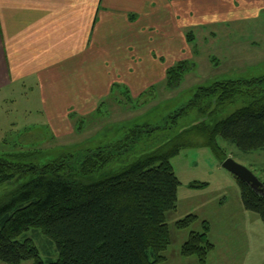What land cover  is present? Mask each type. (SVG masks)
Instances as JSON below:
<instances>
[{
  "label": "trees",
  "instance_id": "obj_1",
  "mask_svg": "<svg viewBox=\"0 0 264 264\" xmlns=\"http://www.w3.org/2000/svg\"><path fill=\"white\" fill-rule=\"evenodd\" d=\"M186 39L192 43L195 38L190 33ZM195 66L191 58L170 67L167 88L180 87ZM237 103L242 107L207 125L218 110ZM127 129L122 128L126 131L119 139L75 149L43 165L23 163L19 155H0V187L21 183L0 202V264L165 262L171 245L167 214L177 209L181 185L171 159L190 146H206L222 158L219 138L243 152L264 151V76L198 87L166 125ZM171 133L174 136L160 145ZM237 181L244 208L264 223V196ZM197 220L190 214L176 227L187 230ZM203 226V233L191 232L181 254L207 264L215 245L209 239V223ZM31 230H41L56 245L59 261L45 263L32 240H21Z\"/></svg>",
  "mask_w": 264,
  "mask_h": 264
},
{
  "label": "rangeland",
  "instance_id": "obj_2",
  "mask_svg": "<svg viewBox=\"0 0 264 264\" xmlns=\"http://www.w3.org/2000/svg\"><path fill=\"white\" fill-rule=\"evenodd\" d=\"M230 2L232 4L201 5L198 12L196 10L198 15L194 14L193 21L184 22L185 26L181 29L186 42L184 52L178 58H192L196 66L177 89L169 90L164 79L153 86L145 87L144 84L152 78L139 83L140 80L136 77L137 88L145 87L144 95L137 97L121 79L127 62H136L135 64L138 65L142 54L136 53L137 56L131 53L121 54L123 58L118 61V55L103 52L102 56L98 55L89 62V85L96 79L91 74L98 72L100 77L101 71L104 89L108 86L109 78L118 75L120 81L113 83L109 94L105 95L103 101L98 102L99 107L97 105L95 109L88 112L86 109L85 114H80L74 106L71 107L68 116L63 118L66 124L72 126V131L69 133L61 134L65 129L64 126L67 127V125L62 126L64 122L61 125L60 116L55 118L52 115L55 124L51 123L38 87L27 84L23 85L24 87L20 86L19 94L15 95L17 99L14 98L8 103L0 98V155H19L23 163L43 165L75 149L98 146L119 139L126 131L122 130L123 127L134 129L137 126L166 125L170 116L189 104L198 87H209L216 82L228 80H250L263 77L264 0L252 2L230 0ZM101 9L105 10L103 7ZM207 12H210L209 16L203 14ZM205 15L206 18L203 20L201 17ZM118 17L122 19L120 21L128 23L124 20L127 18L125 15L105 14L100 24L102 26L108 23L110 27V20L117 22L119 20L114 19ZM198 17L201 19H197ZM139 19L140 16L130 21L136 23ZM107 28L106 26L103 30ZM153 29L154 31H145L146 34L168 35L167 41L171 42L169 37L175 32L173 27L164 28L162 32L160 27ZM190 33L195 38L192 43H188L186 39ZM163 36L158 40L163 41ZM91 38L96 42L95 37L91 35H89V42ZM123 42L120 43L122 47L115 45L109 48L112 50L119 46L124 49ZM178 42L179 49L180 41ZM96 43L99 47H103V51L108 50V47L104 48L103 41ZM151 48L158 50L153 53L156 56L164 49H170L169 47L159 49L153 46ZM143 49L146 50L145 47ZM173 57L170 54L167 55L168 59ZM113 59L116 61L111 62ZM151 69L150 66V71ZM84 80L85 75H83ZM104 92L107 93L108 90ZM240 107L242 105L237 103L218 110L213 117L207 119V125L214 126ZM187 123H189L188 120H182V124ZM55 129L61 132L56 133ZM173 136L174 133L168 135V139L160 145L167 143ZM201 139L197 138V141L202 143ZM218 144L224 155L222 158L206 146H190L183 147L180 153L171 159L181 185L178 190L177 209L167 214L171 245L164 253L168 260L161 264H200L198 257H185L181 254V249L191 231L200 233L205 231L204 222L209 223V239L215 245L208 256L207 264H264V223L258 214L244 208L237 178L222 165L224 159L232 158L264 183V151L243 152L236 145L221 138L218 139ZM143 146L142 143L140 147ZM132 160L133 158L129 159V162ZM194 183L203 184V186L192 187ZM20 186L21 183H14L0 187V202ZM190 214L198 217L197 222L188 230H179L176 223ZM25 239L34 242L45 263L59 261L60 255L56 245L43 235L41 230L27 232L21 238L22 241Z\"/></svg>",
  "mask_w": 264,
  "mask_h": 264
},
{
  "label": "crops",
  "instance_id": "obj_3",
  "mask_svg": "<svg viewBox=\"0 0 264 264\" xmlns=\"http://www.w3.org/2000/svg\"><path fill=\"white\" fill-rule=\"evenodd\" d=\"M224 4L232 3L230 0H0V98L8 103L17 99L15 95L19 94L20 86H36L51 123L55 124L52 115L55 118L60 116L62 125L72 106L80 114H85L86 109L87 112L95 109L98 102L109 94L113 83L120 81L118 75L109 78L104 89L101 71L100 77L98 72L91 74L96 79L89 85V62L98 55L102 56L103 52L118 55V61L123 58L121 54H142L138 65L127 62L121 79L135 96H141L146 86L166 80L167 70L184 60L183 57L178 58L183 54L186 42L181 29L184 22H192L201 5ZM105 14L125 15L128 19L124 20L130 23L122 22L118 17L114 19L119 20L117 22L110 20V27L108 23L101 26L100 21ZM203 14L209 16L210 12ZM139 16V22L130 21ZM201 18L205 20L206 15ZM106 26L108 28L103 30ZM156 27H160L161 32L164 28L173 27L175 32L169 37L171 42L167 41L168 35L146 34ZM89 35L95 37L96 42L103 41L104 48L108 47V50L103 51V47H99L92 38L89 42ZM161 36L163 41L158 40ZM121 42L124 49L120 48ZM115 45L120 47L109 48ZM152 46L170 49H164V53L159 52L156 56L153 53L158 50ZM168 54L174 56L173 59H168ZM136 77L139 83L152 79L144 84L145 87L137 88ZM62 126L65 129L61 134L72 131V126L66 122ZM59 129L55 132H61ZM165 258L166 262L168 258Z\"/></svg>",
  "mask_w": 264,
  "mask_h": 264
},
{
  "label": "water",
  "instance_id": "obj_4",
  "mask_svg": "<svg viewBox=\"0 0 264 264\" xmlns=\"http://www.w3.org/2000/svg\"><path fill=\"white\" fill-rule=\"evenodd\" d=\"M222 165L224 169L229 171L240 181L250 185L255 193L264 196V183L259 180V178H257L249 169L240 165L232 158H227Z\"/></svg>",
  "mask_w": 264,
  "mask_h": 264
}]
</instances>
